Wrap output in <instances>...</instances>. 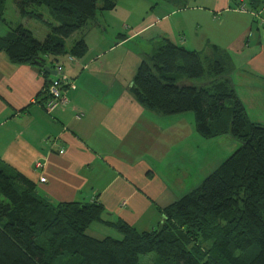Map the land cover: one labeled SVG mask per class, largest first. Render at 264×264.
<instances>
[{"label": "crops", "instance_id": "0c3cea01", "mask_svg": "<svg viewBox=\"0 0 264 264\" xmlns=\"http://www.w3.org/2000/svg\"><path fill=\"white\" fill-rule=\"evenodd\" d=\"M82 36L84 56H53L76 88L67 89V105L50 113L37 95L55 75L0 50V157L45 198L99 201L105 220L151 230L164 207L198 187L240 145L226 135L203 137L192 111L163 115L137 102L129 85L139 65L166 39L209 55L216 45L247 113L262 110L256 99L264 100V8L234 0H116L74 41ZM97 226L89 232L106 235Z\"/></svg>", "mask_w": 264, "mask_h": 264}, {"label": "trees", "instance_id": "16d2710c", "mask_svg": "<svg viewBox=\"0 0 264 264\" xmlns=\"http://www.w3.org/2000/svg\"><path fill=\"white\" fill-rule=\"evenodd\" d=\"M6 1L0 0V20L7 24ZM13 1L23 18H43L38 8L47 6L50 31L39 40L23 22L11 23L0 34V50L45 75L43 67L55 69L58 62H48L49 56H84V36L69 49L67 39L116 5V0ZM243 3L255 11L264 8L263 0H234L235 6ZM213 50L209 55L166 39L141 62L129 92L163 115L192 111L203 137L227 135L240 146L198 187L164 207L157 227L142 231L121 219L105 220L99 201L54 202L39 195L33 180L0 157V264H143L141 255L149 253L157 255L153 264H264V123L250 119L224 54L216 45ZM206 74L214 77L206 86L179 82ZM51 81L37 95L44 106ZM93 224L117 234L94 236Z\"/></svg>", "mask_w": 264, "mask_h": 264}, {"label": "rangeland", "instance_id": "374dc122", "mask_svg": "<svg viewBox=\"0 0 264 264\" xmlns=\"http://www.w3.org/2000/svg\"><path fill=\"white\" fill-rule=\"evenodd\" d=\"M38 9L40 10V12H42L44 14L43 18H38V17L23 18L19 14L14 1L13 0H7L6 1V10H5V15H4V18L6 19L7 24L5 23V21L0 20V22L3 23L0 26V34H2V35L6 34L8 31V26L11 23L16 25V24L23 21L26 23V27H28L29 29H31L33 31V33L37 39L44 40L50 31V27L48 25V22L52 21V18L50 16V11H49V8L47 6H42V7H39ZM74 39H75L74 37H70L69 39H67V43H66L67 49H69V47L72 45V43L74 42ZM53 58H54L53 55L48 57L47 58L48 62H52ZM60 59L62 60L61 56H60ZM213 78L214 77H212L211 75L206 74L202 77H197V78H185L184 80L181 78V79H179V82H188V83H192V84H196V85H205L206 86L211 80H213ZM233 79L235 81L238 80L236 75H233ZM256 101L264 102V100H260V97H259V100L256 99ZM192 113H194V112H192ZM248 115H249L251 120L256 121V122H260V123H264V109L261 110L260 108L255 107L253 109H250V111L248 112ZM227 137H229L232 141L236 142L238 144V146L241 144V142L238 139H234L230 136H227ZM215 166L216 165L213 164V170L216 168ZM203 180L204 179H202V181ZM202 181H201V183H202ZM2 198L3 197L0 195V200H2ZM97 225L98 224H93L90 228L91 231L98 230ZM112 229L103 226L102 230L100 229L99 232H101V234L114 235L115 232H113L114 230H112ZM111 232H113V233H111ZM91 233H93V232H91ZM156 257H157L156 253H149L146 255H141L140 258H141V262L143 264H153Z\"/></svg>", "mask_w": 264, "mask_h": 264}, {"label": "built area", "instance_id": "2783aa9c", "mask_svg": "<svg viewBox=\"0 0 264 264\" xmlns=\"http://www.w3.org/2000/svg\"><path fill=\"white\" fill-rule=\"evenodd\" d=\"M241 8L244 7L242 6ZM70 58H72V56ZM55 69L57 70V75L52 78L49 86V93L51 94V96L45 103V108L49 113L59 106L67 105V89L76 88V84L74 83V81L63 75V64L57 63ZM59 152L64 153V150H60ZM41 181H45V177H41Z\"/></svg>", "mask_w": 264, "mask_h": 264}, {"label": "water", "instance_id": "95a60500", "mask_svg": "<svg viewBox=\"0 0 264 264\" xmlns=\"http://www.w3.org/2000/svg\"><path fill=\"white\" fill-rule=\"evenodd\" d=\"M43 69L52 75H57V70L51 67L50 65H45Z\"/></svg>", "mask_w": 264, "mask_h": 264}]
</instances>
